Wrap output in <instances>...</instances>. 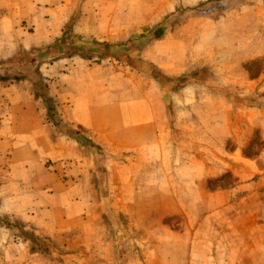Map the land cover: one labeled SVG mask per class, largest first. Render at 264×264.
I'll return each instance as SVG.
<instances>
[{
  "label": "rangeland",
  "instance_id": "obj_1",
  "mask_svg": "<svg viewBox=\"0 0 264 264\" xmlns=\"http://www.w3.org/2000/svg\"><path fill=\"white\" fill-rule=\"evenodd\" d=\"M80 2L71 17L83 10ZM126 2L97 1L93 8L104 21ZM7 12L0 6V26ZM141 15L140 79L95 87L117 101L136 82L141 115L107 130L63 120L57 92L66 82L58 61L76 56L105 75L109 60L117 74L125 71L126 49L115 44L135 34L119 30L111 50L106 38L85 49L73 38L71 17L52 41L33 31L39 18L24 17L20 26L31 31V46L0 55V193L6 192L0 206L12 204L9 189L18 198L16 189L42 184L63 189L67 204V220L54 227L25 226L18 210L28 203L18 199L12 211L0 212V264H264V0H141ZM114 131L122 136L109 140ZM77 140L81 167L91 171L82 179L68 170ZM65 148L71 156L57 161ZM235 161L251 165L252 173L241 175ZM79 181L87 185L83 197L99 209L86 202V210H74ZM79 228L86 239L80 243Z\"/></svg>",
  "mask_w": 264,
  "mask_h": 264
},
{
  "label": "crops",
  "instance_id": "obj_2",
  "mask_svg": "<svg viewBox=\"0 0 264 264\" xmlns=\"http://www.w3.org/2000/svg\"><path fill=\"white\" fill-rule=\"evenodd\" d=\"M41 1L42 3H46L47 5L43 4L40 9H37V5H35L34 3ZM97 1L98 3H114L115 0H81L80 3L82 5L81 8H83V10L73 14L72 17L70 14L71 7L74 6L78 8L77 4L79 3V0H0V6L8 9V15L5 16L7 20L2 21L3 24L0 26V55L4 56L9 53L11 54L13 51H18L21 47L25 48V45L28 43H30L29 45L31 46L30 40L33 39L30 38L32 36L29 34L31 33V31H28L26 27L20 26V21L24 17L33 18L34 23L35 18H39V20L35 24L36 28L33 27V31L38 34H45L47 41H52L55 39L56 36L61 35L66 23L69 21V19L72 18L74 20V23L72 24L73 31H71V33H73L74 35L73 38L76 36L80 37L77 39V44L82 45L84 43L85 45L83 46L85 47V49L90 48V46L96 44L98 39L104 38H106L107 40L111 39L110 42L106 41V46L108 47V44H112L113 41H117L116 38L118 37L119 30L121 36L124 35L128 37L131 34H135L136 36H130V38H133L132 41H137V46H128L127 43H131L132 41L124 39L123 40L127 41V43H122L123 45L115 44L116 47H124L126 49L124 51V55L121 56L120 59L122 61L120 62V64L124 66L125 71L121 67V70L117 74H115L113 70L114 63L112 61L109 62V60L105 61H107L106 65L108 66V68L110 67V72L105 75L99 74L97 71H95L93 66L87 63L86 60L76 56H74L70 60L61 58L58 61V67L64 68L63 72L59 73V75L62 74L64 78L63 82H66L65 86L61 85L60 90H58L57 92L59 100L63 101L64 105L63 111L65 118L63 120H65L66 122L73 121L75 124H81L80 129L95 130L98 128V130L101 131L110 129L109 123L117 124V122L119 123L121 119L123 121L125 120V122L128 124L130 121V115H141V102H144V100L141 98V88L139 84H135L136 82H132L134 83L132 85L127 84V87L123 89L121 93H118L119 96L117 99L119 100L117 101H106V98L108 96H112L111 91L107 89L99 91L98 89H95V87L96 83L100 81L114 82L116 79L127 82L131 79V75L137 77V79H140L141 72H139V70H141V64H144L146 59V46L141 47V32H144L141 30L143 29L141 27V0H136L134 1V3H131L130 0H125L127 1L125 5V10L121 13L115 14L111 12L110 17H104L110 19H106L104 21L100 20L99 11H95L93 8V4H96L94 2ZM87 7L90 8L87 9ZM105 15H107V13ZM146 16L147 15H145V17ZM154 16L160 17L161 15L159 13L154 12ZM114 18H118L119 20L114 22ZM120 23H122V25ZM38 41L39 43L43 42L41 41V39H39ZM111 47L112 45H110L108 48L111 50ZM98 55L101 56V54ZM131 57L133 58L132 61H130L131 59H127ZM124 59L127 60L123 62ZM126 67L130 68L131 71ZM127 78L130 79L125 80ZM130 90L136 93L138 97L136 96L135 98H130L133 97L129 94ZM143 110L144 114H146L145 108H143ZM148 110H153V108L151 109L148 107ZM148 112H152L153 114V111ZM107 115L113 116L108 117ZM115 116L117 117L116 122L113 120V117ZM152 126V129H155L154 125ZM139 128L141 129V121L139 122ZM118 129L124 130L125 127L121 126ZM115 131L110 134V136L108 137L109 140L112 137L117 139V137L122 136V133L120 134ZM77 141L78 143H73L76 144V147L73 146V148L78 152L77 154H73L72 162L69 163L68 170L69 172L72 171L75 173V179H82L83 176L87 175L86 172H89L91 174V171H87L81 167V164L83 162V156L81 154L82 144L79 140ZM105 143L109 144L106 141ZM68 145L69 142H66L65 147ZM58 156H67L69 158L71 156V152L68 148H65L63 152L60 153V155L55 156V158H57V161L60 160V158L58 159ZM235 162H237L238 165L239 163L241 164L239 165V168L242 170L241 175L243 173L248 172L252 173L251 165H249L248 167L244 161L242 163L241 161ZM57 163L58 168H61V165L63 163ZM234 174L239 175L238 170H236ZM55 175L57 174L55 173ZM84 186L87 185L85 184V182L81 181H79L75 186L79 188L77 189L79 195L77 199V196L75 194L74 210H82L84 208L86 210L88 208V205H83L86 202L89 203V210H94V207L99 209V207L101 206L96 205L94 204V202L88 201L86 197H83V195H86V193L82 192L87 190L84 189ZM40 188L41 189H19V192L16 189V194H19L18 198L16 197L15 193H13L14 189H9L10 197L8 198V200L12 204L6 201L3 205H1V214L7 211H12L15 206L13 205V203L15 202L14 200L18 199V202L28 203V206H20L19 208L23 209L18 210L23 220L22 223L27 227L31 225L39 227H54L58 226V224L62 223L64 220L66 221L67 219L64 218L63 215L65 210H67V204H65V196L63 189L45 188L43 184ZM86 188L90 190L91 194H96L98 192V190L93 189V187ZM3 194H6V192L2 193L1 190V201ZM77 203H79V205H77ZM95 203L99 204V201H96ZM7 204L8 206H6ZM125 204L126 203H124L123 205L128 207ZM78 221L80 223L79 226L82 227V217L78 218ZM74 224L76 226V221H74ZM40 230L45 232L44 229ZM50 230L51 229H49L48 232H50ZM93 231L94 230L91 231V234L95 236L99 235L98 233H94ZM83 234L84 233L82 232L81 228L77 229L75 232V241H78L80 243L86 240L84 237L81 236ZM91 240L99 241L98 238L95 239L92 237ZM10 252V249L4 250L2 251V256H4V258H7L5 256H8V254L10 255Z\"/></svg>",
  "mask_w": 264,
  "mask_h": 264
}]
</instances>
